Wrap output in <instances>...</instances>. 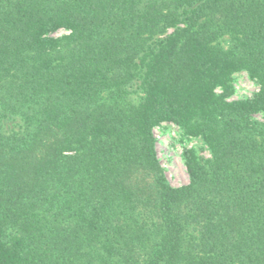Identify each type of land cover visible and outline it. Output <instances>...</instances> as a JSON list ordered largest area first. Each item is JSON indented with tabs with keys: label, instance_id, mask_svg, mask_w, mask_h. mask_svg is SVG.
Masks as SVG:
<instances>
[{
	"label": "trees",
	"instance_id": "obj_1",
	"mask_svg": "<svg viewBox=\"0 0 264 264\" xmlns=\"http://www.w3.org/2000/svg\"><path fill=\"white\" fill-rule=\"evenodd\" d=\"M258 112L264 0H0V264H264ZM163 121L210 149L180 187Z\"/></svg>",
	"mask_w": 264,
	"mask_h": 264
},
{
	"label": "rangeland",
	"instance_id": "obj_2",
	"mask_svg": "<svg viewBox=\"0 0 264 264\" xmlns=\"http://www.w3.org/2000/svg\"><path fill=\"white\" fill-rule=\"evenodd\" d=\"M67 34V31L60 29L53 36L59 37ZM219 45L226 48L228 38L219 41ZM230 85L233 93L226 98V101H239L251 99L258 91L257 81L248 72L238 70L231 74ZM216 94L221 93L220 88L214 90ZM253 119L264 124V112L254 114ZM155 138V149L160 166L162 167L168 183L172 187H180L189 183V176L186 169L183 154L191 150L198 159H209L210 149L199 135L184 133V130L168 121H163L155 125L152 129Z\"/></svg>",
	"mask_w": 264,
	"mask_h": 264
}]
</instances>
